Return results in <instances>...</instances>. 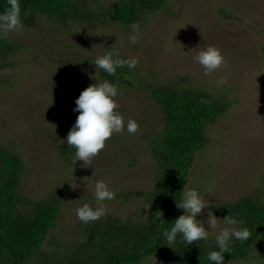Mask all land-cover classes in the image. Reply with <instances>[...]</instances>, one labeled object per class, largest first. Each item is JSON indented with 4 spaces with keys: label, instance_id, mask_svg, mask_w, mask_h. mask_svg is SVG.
I'll list each match as a JSON object with an SVG mask.
<instances>
[{
    "label": "rangeland",
    "instance_id": "rangeland-1",
    "mask_svg": "<svg viewBox=\"0 0 264 264\" xmlns=\"http://www.w3.org/2000/svg\"><path fill=\"white\" fill-rule=\"evenodd\" d=\"M138 24L136 33L108 19L96 26L71 23L63 31L55 21L39 19L33 28L22 26L5 34L23 49L10 60L11 68L0 72V146L12 145L24 161L21 191L27 197L38 199L68 188L60 219L49 235L62 248L79 240L76 209L85 203L95 206L97 180L116 193L104 202L105 215L124 219L148 215L140 192L151 189L155 180L146 141L162 126L150 95L160 86L178 85L231 101L207 127L209 143L195 155L188 175L186 189L197 190L208 202L197 219L206 221L218 202L264 191V0H169ZM132 35L135 44L129 43ZM209 45L220 50L224 62L205 74L193 57ZM107 50L120 58H138L135 69L122 80L128 86L118 88L115 97L117 111L125 121L134 120L138 129L134 134L114 133L88 167L79 160L73 163L74 158L67 165L57 147L78 115L73 112L75 99L89 85L101 82L89 61ZM219 79L227 83L217 86ZM213 215L217 228L209 230L208 238L214 239L221 228L236 227ZM139 264L167 263L151 258Z\"/></svg>",
    "mask_w": 264,
    "mask_h": 264
},
{
    "label": "trees",
    "instance_id": "trees-1",
    "mask_svg": "<svg viewBox=\"0 0 264 264\" xmlns=\"http://www.w3.org/2000/svg\"><path fill=\"white\" fill-rule=\"evenodd\" d=\"M168 1L19 0V7L22 25L28 28L35 27L39 19H51L63 31L71 23L96 26L108 19L131 29L132 23L160 11ZM7 6L8 0H0V12ZM22 49L7 35H0V72L11 68L10 60ZM130 73L125 67L118 69L115 76L103 72L99 75L101 81L124 88L128 85L122 80ZM150 95L160 110L162 126L146 141L156 167L153 187L140 192L149 207L148 215L125 219L104 215L94 222H81L79 240L70 248H62L55 236L49 238L60 219L68 188L54 189L38 199L27 197L21 191L27 171L24 161L12 145L0 146V264H139L151 258L167 264H210L207 253L218 250L215 238L187 246L168 245L162 232L183 214L175 201L187 188L195 155L209 143L207 127L229 109L231 101L182 90L178 85L157 87ZM74 151L66 144L57 147L58 156L67 165L72 164ZM211 212L223 220L230 217L242 221L235 226L250 232L248 240L235 241L223 254V264H264L263 190L236 201L218 202L212 205Z\"/></svg>",
    "mask_w": 264,
    "mask_h": 264
},
{
    "label": "clouds",
    "instance_id": "clouds-1",
    "mask_svg": "<svg viewBox=\"0 0 264 264\" xmlns=\"http://www.w3.org/2000/svg\"><path fill=\"white\" fill-rule=\"evenodd\" d=\"M22 26L19 0H8L6 10L0 12V35L18 30ZM130 28L132 32L136 33L139 31V24L132 23ZM136 42L135 35L129 37V43L135 44ZM193 60L204 69L205 74L220 68L224 62L220 50L211 45L201 49L193 57ZM89 62L95 65L96 75L103 72L108 76H115L118 69L125 67L130 71L135 69L139 61L135 57L120 58L115 51L107 50ZM216 83L217 86H221L227 81L219 79ZM117 94L118 87L115 84L108 80H102L83 89L75 99L73 112H78V115L64 140L60 141L75 150L73 163L79 160L83 162L84 167H88L114 133L127 131L128 134H134L137 131L138 124L132 119L125 121L117 111L119 108L115 99ZM115 196V191L110 189L105 181L97 180L93 190L95 206L85 203L78 207L76 209L77 218L85 224L99 220L105 215L104 202L113 200ZM175 203L178 209L183 210V214L175 218L171 227L162 232L167 244L182 243L187 246L198 240H207L209 230L217 228L218 218L210 212L207 214L206 221L202 222L197 219L202 209L208 206L205 198L195 189H185L180 199ZM224 220L229 226L243 223L230 217H225ZM249 237L250 232L246 227L221 228L215 235L218 250L207 253L208 261L210 264L213 262L223 264V254L230 251L231 245L235 241H246Z\"/></svg>",
    "mask_w": 264,
    "mask_h": 264
}]
</instances>
